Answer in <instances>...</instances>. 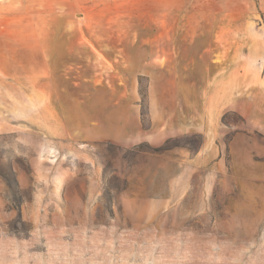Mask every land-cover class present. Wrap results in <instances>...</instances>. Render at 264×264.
Returning <instances> with one entry per match:
<instances>
[{"label": "rangeland", "instance_id": "1", "mask_svg": "<svg viewBox=\"0 0 264 264\" xmlns=\"http://www.w3.org/2000/svg\"><path fill=\"white\" fill-rule=\"evenodd\" d=\"M0 264H264V0H0Z\"/></svg>", "mask_w": 264, "mask_h": 264}]
</instances>
